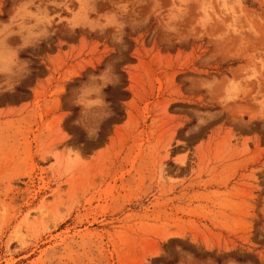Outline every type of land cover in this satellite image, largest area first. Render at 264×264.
I'll return each instance as SVG.
<instances>
[{"label":"rangeland","instance_id":"rangeland-1","mask_svg":"<svg viewBox=\"0 0 264 264\" xmlns=\"http://www.w3.org/2000/svg\"><path fill=\"white\" fill-rule=\"evenodd\" d=\"M206 2L159 0L156 15L157 0H44L56 17L48 27L11 19L14 6L37 11L29 0H0V82L28 62L15 92L0 95V264H176L177 246L200 261L264 264V119L254 102L264 99V0H244L238 34L223 0H211L201 27ZM81 3L87 19L72 34L68 9ZM169 8L183 9L176 33L163 28ZM112 13L128 25L122 43L100 27ZM134 16L151 18L133 30ZM44 29L55 35H35ZM252 69L258 78L221 107L229 79ZM100 77L109 83L97 93ZM213 77L209 95L199 85ZM82 98L101 101L87 121ZM193 107L222 115L187 136Z\"/></svg>","mask_w":264,"mask_h":264},{"label":"clouds","instance_id":"clouds-1","mask_svg":"<svg viewBox=\"0 0 264 264\" xmlns=\"http://www.w3.org/2000/svg\"><path fill=\"white\" fill-rule=\"evenodd\" d=\"M80 0H78V3ZM185 0H181V3H184ZM29 3H32L37 11L32 12L29 10L28 4H22L18 7L14 6V15L11 17V19L14 22H23L25 18H35L37 20V23H44L48 27L52 26V22L56 19L55 15L49 14V8L51 5L45 4L44 0H29ZM41 4L44 6L41 7ZM244 0H234V6L229 7L227 4V0H223L221 7L226 9L227 13L232 16V22H230L227 27L230 28L234 33L239 32V29L236 28L234 25L237 20L240 19V17L243 15L242 9L244 8ZM2 3H0V16H3L4 13L2 11ZM157 8H159V0H157L156 7L152 9V12L156 15H160V12L157 11ZM237 8L241 9V11H237ZM120 15L126 16L129 12V5L127 3L121 4L119 6ZM69 16L66 19L65 23L69 27V31L74 34L75 29L78 27H81V24L84 20L87 19V17L84 15L83 5L81 3V7L78 8L76 11H73L71 8L68 9ZM203 15L201 16L198 23L201 27H205L212 21V15L210 13L215 14V9L211 6V0H208L199 10ZM183 9L176 8L175 11H173L172 8H169L167 19L163 23V28L167 30L168 32L176 33L178 32L177 27L173 26L172 22L177 21L179 22L182 19ZM150 16H144L142 20L139 19L138 16H134V19L132 20L133 30H135V25L139 24L140 26L145 27L150 20ZM107 23L105 25L100 26L101 29L106 27H114L116 33L118 35H115L113 37L114 41L117 43H122V37H123V29L128 26L126 22L123 20H117V14L112 13L110 15H107L105 17ZM217 19H219V16H217ZM90 25H93L90 30L95 31V25L92 21L88 22ZM33 28L36 27V25H32ZM252 30L251 25H249V29ZM102 34V33H101ZM35 35L38 36H51L55 35V32H47L46 29L42 30L39 33H35ZM177 42H182V40H177ZM264 67V61H258ZM27 61H22L19 64V67L15 73H12L4 82H0V95H3L4 93L13 94L16 90V88L19 86L20 79L24 78L27 75L26 68H27ZM12 76L18 77L17 80H13ZM259 76V72L256 69L251 70L250 75H246L244 77V80H233L229 79V84L231 85V94L228 95L226 98L222 97L220 98L217 103L220 104L221 107H224L227 103L235 102L239 99L240 95L245 91L243 88L244 81L252 82L256 80ZM100 79L103 81L102 84L99 85V87L92 89V91H95L99 93L100 88H104L109 83L108 79L106 77H100ZM216 82V77L212 78V81H202L199 85V88L202 90H205L207 94H212V84ZM87 95V94H86ZM255 104L257 106V112L259 114L258 119H264V99H256ZM81 103L84 105V110L81 112V119L87 121L89 119V113L87 112V108L90 107L92 104H99L101 101L99 99L88 101L84 98H82ZM192 117L195 119V123L192 125L191 128L187 130L185 135L187 136H195L198 135L201 131V129L206 128L209 124H211L213 121L219 119V117L222 115L221 112H213V111H207V110H201L199 108L193 107L190 109ZM47 162V161H45ZM171 239V238H169ZM180 239H187V237H183ZM164 243H167L165 241ZM195 244V242H192ZM29 246V242L27 240L20 243L21 248H26ZM212 251V250H210ZM176 264H216V261L212 259L211 257L206 258L203 261L198 260L193 253L186 252L183 249L180 248V246L176 247ZM162 255L166 258L169 257V254L164 252L162 250ZM154 258H147L146 264H151V260ZM227 264H236L235 261H228Z\"/></svg>","mask_w":264,"mask_h":264}]
</instances>
